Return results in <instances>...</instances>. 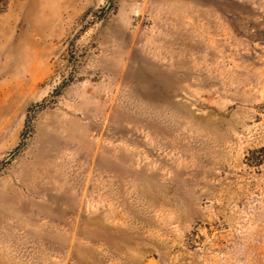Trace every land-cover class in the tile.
I'll list each match as a JSON object with an SVG mask.
<instances>
[{
	"label": "rangeland",
	"instance_id": "1",
	"mask_svg": "<svg viewBox=\"0 0 264 264\" xmlns=\"http://www.w3.org/2000/svg\"><path fill=\"white\" fill-rule=\"evenodd\" d=\"M0 264H264V0H0Z\"/></svg>",
	"mask_w": 264,
	"mask_h": 264
}]
</instances>
